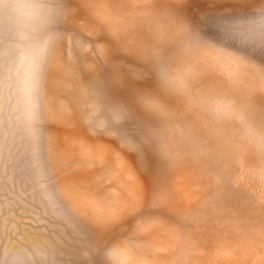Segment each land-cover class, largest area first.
<instances>
[{
  "label": "rangeland",
  "instance_id": "1",
  "mask_svg": "<svg viewBox=\"0 0 264 264\" xmlns=\"http://www.w3.org/2000/svg\"><path fill=\"white\" fill-rule=\"evenodd\" d=\"M46 33L33 120L0 29V264H264V0H55Z\"/></svg>",
  "mask_w": 264,
  "mask_h": 264
},
{
  "label": "clouds",
  "instance_id": "2",
  "mask_svg": "<svg viewBox=\"0 0 264 264\" xmlns=\"http://www.w3.org/2000/svg\"><path fill=\"white\" fill-rule=\"evenodd\" d=\"M55 0H0V29L14 37L3 81L33 120L37 119L43 68L48 55L46 27Z\"/></svg>",
  "mask_w": 264,
  "mask_h": 264
},
{
  "label": "snow or ice",
  "instance_id": "3",
  "mask_svg": "<svg viewBox=\"0 0 264 264\" xmlns=\"http://www.w3.org/2000/svg\"><path fill=\"white\" fill-rule=\"evenodd\" d=\"M136 94H133V101H135ZM131 107V106H130ZM120 138L128 143L129 147L135 151H142V149L146 146L145 141H147L146 131L142 130L140 135L138 136H129L123 130L120 132ZM98 264H103L102 261H98Z\"/></svg>",
  "mask_w": 264,
  "mask_h": 264
}]
</instances>
